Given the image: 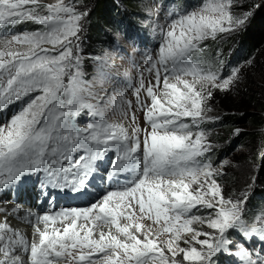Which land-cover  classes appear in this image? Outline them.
<instances>
[{"label": "snow or ice", "instance_id": "snow-or-ice-1", "mask_svg": "<svg viewBox=\"0 0 264 264\" xmlns=\"http://www.w3.org/2000/svg\"><path fill=\"white\" fill-rule=\"evenodd\" d=\"M77 4L0 0V115L19 105L0 123V192L31 181L45 192L81 197L97 179L106 189L82 207L34 219L29 212L31 238L8 223L19 208L0 207V264H216L223 254L234 264H264V208L249 222L251 185L224 192L219 178L230 162L214 164L216 146L203 127L218 119L210 115L214 92L238 87L253 63L224 71L205 59V42L239 31L253 13L235 11L239 0H204L195 10L170 13L158 51L146 57L144 71L155 84L139 74L133 110L131 101L121 96L117 104L85 80L80 33L87 12ZM23 24L38 27L13 31ZM106 66L98 64L100 81L108 78ZM108 105L125 119L132 111L130 123L110 121ZM84 115L88 122L80 126Z\"/></svg>", "mask_w": 264, "mask_h": 264}, {"label": "rangeland", "instance_id": "rangeland-1", "mask_svg": "<svg viewBox=\"0 0 264 264\" xmlns=\"http://www.w3.org/2000/svg\"><path fill=\"white\" fill-rule=\"evenodd\" d=\"M165 0H110L112 5L105 9H98V5H100L99 0H78L77 7L79 10L87 12V16L82 20L83 30L80 33L81 44H80V52H81V60H82V71L85 74V80L92 85V90L103 95L105 92L107 96L113 98L117 104L120 102V97L123 96L125 101H130L132 94L129 89L122 87L120 85H116L114 79L112 78L113 74H118L120 77L124 75L131 76L132 80H138L139 75L136 66L133 67L131 64L133 62H139L142 58L146 60L148 55H155L158 51V45L160 43V26H165L168 22H170V13L168 10H165V4L163 3ZM175 2L184 3V1L188 0H174ZM44 3L54 2V0H43ZM195 3V9L198 6H202L204 0H193ZM239 3L242 7H238L234 9L235 11H249L254 12L259 10L261 14V21L257 20L256 24L249 23L240 29L239 31L230 33V34H221L218 36L216 40L209 39L205 42L206 56L205 59L209 63H219L222 66L224 71H229L233 66L231 64L236 62L235 66L245 65V62L251 60L255 57L256 63L260 64V70H263L264 73V46L259 44V48L254 50L250 56L244 55L242 58H231L226 60V55L231 51L233 54H238L245 51V47L241 46L242 40L244 39V35L249 40L252 38H263L264 37V4L262 6L261 0H239ZM194 9V10H195ZM122 14V15H121ZM134 17H138L133 20ZM252 17V16H251ZM128 18H130L129 26H134V29H142L145 32L143 37L146 36L149 39L150 43L153 46V49L150 53L143 54L136 52L133 55V61L130 64L123 63L122 57L120 53L122 51L133 53L131 44L132 41L127 39V37H123L120 30H123L124 25L128 22ZM124 21V22H123ZM127 21V22H126ZM38 26L33 24H23L18 26L13 31L22 32L24 30H30L36 28ZM115 32L114 33H111ZM130 31L133 33V29ZM130 35V34H129ZM98 39H94V38ZM111 42L108 44H112V41L115 42L119 47L120 51L110 48L106 50L103 46L95 47L100 44V42H104L105 40ZM90 49L92 52H90ZM104 49V50H103ZM98 51V52H97ZM219 54V55H217ZM257 54V55H256ZM256 55V56H255ZM101 61H106L107 66L105 67V72L108 74V78L104 81H100L97 79V71L98 64ZM142 64H145L144 62ZM252 67V66H251ZM253 70L251 68H244L242 73V80L240 81L238 87L234 88L232 91L223 92L216 90L214 92V99L210 101L211 107L213 109L212 115L213 117H218V119L214 123L205 124L203 127L211 133L209 140L216 147L210 153V158L214 162L215 165H220L224 160H228L230 163L228 166L223 168L224 175H227V172L238 170V175L245 176L249 174L252 175V178L256 177L257 170L259 164L254 161V155L256 156V152L253 151V147L247 143V139H242V135L246 134V127L240 124H234L232 127V131L227 138L229 145L226 146V142L223 140L222 129L221 127L211 128L214 124H219L221 121L222 115L225 116L223 112H219L216 110L220 105L227 103L229 105H237L239 102L243 101L244 94L240 91L245 86L253 84L254 80L251 79L253 77ZM146 71H144V74ZM255 76V75H254ZM189 79H191L189 77ZM114 82V83H113ZM257 80L255 81V83ZM162 87V84L160 85ZM239 90V91H238ZM238 91V92H237ZM131 94V97H130ZM94 102V101H90ZM150 102V101H149ZM123 109L127 110L128 105L124 104ZM19 105L15 107V111H17ZM130 112V111H129ZM12 113H8L5 117H9ZM106 116L110 121H120L123 119L124 123L128 124L131 121L132 112L128 113V117L125 119L120 115V109L114 107L112 105H108L106 109ZM135 116L137 121L140 123L142 127L145 125L142 122V115L138 112H135ZM5 117L0 118V123H3ZM83 122L84 124L88 122V118L86 115L78 118V123ZM237 130L239 131V135H236ZM264 134V132L262 133ZM224 141V142H222ZM256 150V149H254ZM221 155H220V154ZM222 154H227L226 157L222 158ZM219 155V156H218ZM264 150L261 151V163L260 165H264ZM220 183V182H219ZM223 185V189H225V184ZM254 187L256 189L255 192H261L264 194V179L258 176L255 180ZM226 190V189H225ZM264 208V204L260 205L256 211L252 212L251 215H247L245 217L246 220L251 222V218L258 213L259 209ZM199 214V213H198ZM249 214V213H248ZM0 215H4L0 213ZM146 226L152 227L154 230L159 228L158 225H154L152 221H142ZM197 229H206L205 226L196 225ZM210 231V230H209ZM169 238L168 234H163L159 237L161 241H165ZM203 238V237H201ZM181 246H186L183 243ZM197 247H199L197 245ZM235 251V249H232ZM226 257H230L228 254L219 255L216 260V264H232L227 263Z\"/></svg>", "mask_w": 264, "mask_h": 264}, {"label": "trees", "instance_id": "trees-1", "mask_svg": "<svg viewBox=\"0 0 264 264\" xmlns=\"http://www.w3.org/2000/svg\"><path fill=\"white\" fill-rule=\"evenodd\" d=\"M100 5H98V9H107L112 5L110 0H99ZM164 4L166 3H172L175 5V8L178 11H185V10H194L195 9V3L193 0H188L184 1V3L180 2H175L174 0H165L163 2ZM263 6V4H262ZM261 9V8H260ZM259 9V10H260ZM256 10L253 12V15L249 21V23H254L256 24L257 20L260 22L261 21V14L260 11ZM122 15V14H121ZM138 17H134L136 19ZM128 22L126 25H124L123 30L119 31L121 35L124 37L127 34L131 33L130 29H134V26H129L130 23V18L127 19ZM124 22V21H123ZM141 30V29H140ZM142 32V30H141ZM114 33L115 32H112ZM143 33V32H142ZM244 39L242 40L241 46H244L245 51L238 54H233L232 51L228 57L227 60L231 58H242L244 55L250 56L252 53H254V50L259 48V44L263 45L264 44V37L263 38H246V35L243 37ZM94 39H98L97 37ZM111 42L105 40L104 42H100L95 49L98 47L103 46L104 49L109 50L112 46V44H108ZM264 47V46H261ZM103 49V50H104ZM90 52L92 50L90 49ZM98 52V51H97ZM257 55V54H256ZM255 55V56H256ZM256 58L254 57L252 59V67H247L251 68L253 72V77L251 79L254 80L253 84L248 83L247 86H245L243 89H241V93L244 94L243 101L239 102L237 105H229L227 106V103L220 105L216 110L219 112H223L225 114L222 115L221 121L219 124H214L211 128H216V127H221L222 129V135L224 141H227V138L229 137L230 132L232 131V127L234 124H240L244 125L246 127V134L242 135V139H247V143L249 145L254 146L253 151L256 152V156L254 155V161L259 164L258 167V172L256 177H261L264 179V165H260L261 163V151L264 150V73L263 70H260V64L256 63ZM236 62H233L231 66H235ZM255 75V76H254ZM257 82L255 83V81ZM239 91V90H238ZM237 91V92H238ZM222 141V142H224ZM229 145L228 141L226 142V146ZM256 149V150H254ZM220 154V153H219ZM221 155V154H220ZM222 158L226 157L227 154H222ZM219 156V155H218ZM264 156V155H263ZM238 170L230 171L227 172V175H223L222 178H219L220 184H225V193H231V192H239L244 190L245 188H248L250 185V201L248 204V215H251L252 212L256 211L260 205L264 204V194L261 192H255L256 189L254 187L255 181L252 178V175L246 174L245 176H240L238 175Z\"/></svg>", "mask_w": 264, "mask_h": 264}, {"label": "bare ground", "instance_id": "bare-ground-1", "mask_svg": "<svg viewBox=\"0 0 264 264\" xmlns=\"http://www.w3.org/2000/svg\"><path fill=\"white\" fill-rule=\"evenodd\" d=\"M146 78L149 79L150 76L146 77ZM137 112L141 113L140 111H137ZM34 195H35V192L33 190L25 189L24 192L19 194V200H18V203L15 204V206L9 205L7 203L3 204L1 202L2 201V197H0V207H4V208L8 209L9 212L14 207L19 208L20 211H19L18 214L9 215L7 217L8 223L13 228L18 229L22 233L26 234L29 238H31V233H32L31 221L30 220L26 221V220H24V218H25V215L28 214L29 212H31V213L35 212V213L38 214V210L35 209V208H32V204L30 203V200L34 197ZM38 195L39 194H37V196ZM95 196H96V193H93L92 194V198H94ZM34 207H36V205ZM39 214H41V213L39 212ZM4 219H5V216L4 215H0V221H2ZM105 230H107V229H105Z\"/></svg>", "mask_w": 264, "mask_h": 264}]
</instances>
